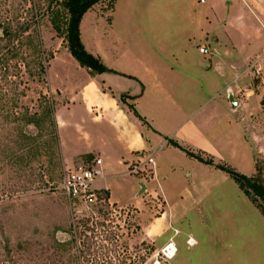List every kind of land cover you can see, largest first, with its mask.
Listing matches in <instances>:
<instances>
[{
    "label": "crops",
    "instance_id": "obj_1",
    "mask_svg": "<svg viewBox=\"0 0 264 264\" xmlns=\"http://www.w3.org/2000/svg\"><path fill=\"white\" fill-rule=\"evenodd\" d=\"M125 2L114 0L109 15L90 10L81 21L87 52L123 76L81 72L72 102L56 112L63 166L101 159L103 178L95 186L118 205L107 183L112 171L128 172L138 152L153 154L155 176L121 207L144 211L141 233L161 252L174 247L170 264H228L236 239L251 252L259 245L252 239L256 231L264 235V216L229 175L170 142L247 177L257 174V160L264 159V90L253 88L250 62L264 45L255 33L264 29V0H198L200 6L211 2L209 12H181L186 21L167 23L164 33L153 31L162 23L145 22L142 12H134V0L120 12ZM202 47L209 53L201 54ZM207 95L226 100L213 104ZM63 130L80 144L75 152L65 153ZM149 198H159L163 209L157 213L138 203Z\"/></svg>",
    "mask_w": 264,
    "mask_h": 264
},
{
    "label": "rangeland",
    "instance_id": "obj_2",
    "mask_svg": "<svg viewBox=\"0 0 264 264\" xmlns=\"http://www.w3.org/2000/svg\"><path fill=\"white\" fill-rule=\"evenodd\" d=\"M134 1V12H142L145 22L162 23V29L153 31L163 33L167 23L186 21L181 12H209L212 2L200 6L198 0ZM128 3L121 5L120 12H127ZM113 8L114 0H104L92 10L109 15ZM67 12L65 0H0V264H75L84 249L79 225L89 217L105 222L107 235L112 233L114 243L95 247L111 250L108 258L113 264H170L156 243L141 233L144 211L121 207L130 203L135 189H142L144 178L117 168L112 171L107 183L119 206L109 201L88 208L61 189L64 172L76 168L63 166L57 108L72 102L83 80L81 72L97 74L81 67L69 50ZM255 31L264 38V29ZM242 41L238 34V44ZM51 53L53 59L47 62ZM250 64H255L253 88L264 90L259 80V74L264 75V45ZM208 100L216 104L226 97L207 95ZM121 101L128 105L127 97ZM63 135L65 153L75 152L80 144L71 141L66 130ZM257 165L264 177V159H258ZM152 200L138 203L158 213L163 205L159 198ZM242 241L231 244L228 264H264V235L254 233L252 244L259 241V245L252 252L243 249Z\"/></svg>",
    "mask_w": 264,
    "mask_h": 264
},
{
    "label": "trees",
    "instance_id": "obj_3",
    "mask_svg": "<svg viewBox=\"0 0 264 264\" xmlns=\"http://www.w3.org/2000/svg\"><path fill=\"white\" fill-rule=\"evenodd\" d=\"M102 1L104 0H65V8L68 11L67 13L69 16L66 27L69 50L72 56L83 68L90 69L99 75L104 73H112L123 76L115 71L109 70L99 58H96L92 54L88 53L81 40L80 25L84 15L95 8V6ZM52 59L53 54L51 53L47 58V62ZM125 98L126 96L122 95L120 100ZM129 108L137 118L143 121V118L138 114L133 106L129 105ZM170 143L171 145L184 151L189 157L196 159L205 165L213 166L229 175V177L237 183L243 193L251 200V202L264 216V177L262 170L259 169L258 165L257 174L253 177H247L228 165L215 164L214 161L209 157L197 155L174 142ZM99 194L101 198L107 201L110 200V195L106 190H101ZM79 229L84 238V249L80 251L78 260L75 262V264H113L108 258L109 253L112 252L111 250L107 249L104 245L95 247L96 244H112L115 242L112 233H108L107 235L106 231L104 230L105 222H100L98 220H94L92 217H89L80 223Z\"/></svg>",
    "mask_w": 264,
    "mask_h": 264
},
{
    "label": "built area",
    "instance_id": "obj_4",
    "mask_svg": "<svg viewBox=\"0 0 264 264\" xmlns=\"http://www.w3.org/2000/svg\"><path fill=\"white\" fill-rule=\"evenodd\" d=\"M205 0H201L204 3ZM201 54H208L207 48L199 49ZM260 85L264 86V75L259 74ZM156 160L155 156L146 152H138L136 160L128 166V174L136 177L144 178V182H148L155 176ZM103 178V161L99 158H94L87 161L80 167L74 170H67L63 174L61 189L68 198L75 203L83 204L88 208L99 203L105 204L109 202L101 198L99 192L94 185L97 181ZM113 207V206H112ZM113 209V208H111ZM113 212L118 210L114 209ZM168 245L162 250L166 258L171 257L170 248Z\"/></svg>",
    "mask_w": 264,
    "mask_h": 264
},
{
    "label": "water",
    "instance_id": "obj_5",
    "mask_svg": "<svg viewBox=\"0 0 264 264\" xmlns=\"http://www.w3.org/2000/svg\"><path fill=\"white\" fill-rule=\"evenodd\" d=\"M229 101L231 102L232 106L235 107L236 103L234 102V98H233V95L232 93H229ZM145 186L142 185V189H141V192H140V195L143 194V192L145 191Z\"/></svg>",
    "mask_w": 264,
    "mask_h": 264
},
{
    "label": "bare ground",
    "instance_id": "obj_6",
    "mask_svg": "<svg viewBox=\"0 0 264 264\" xmlns=\"http://www.w3.org/2000/svg\"><path fill=\"white\" fill-rule=\"evenodd\" d=\"M151 235V234H150ZM170 251H171V257L173 256V253L175 252V250H174V247L172 246L171 248H170Z\"/></svg>",
    "mask_w": 264,
    "mask_h": 264
}]
</instances>
